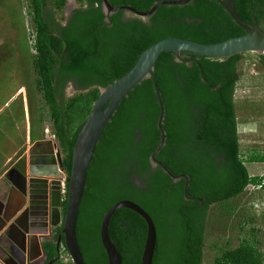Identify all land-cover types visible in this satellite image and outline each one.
<instances>
[{"label": "trees", "instance_id": "obj_1", "mask_svg": "<svg viewBox=\"0 0 264 264\" xmlns=\"http://www.w3.org/2000/svg\"><path fill=\"white\" fill-rule=\"evenodd\" d=\"M109 1L113 6L148 11L163 0ZM28 2L38 51L31 54L34 94L48 108L46 112L39 107L41 132L36 133L31 107L30 138L31 142L44 138L48 114L67 177L78 134L100 88L128 73L147 48L168 37L212 44L245 34L217 0L161 6L149 21L128 18L124 11L111 14L106 21L102 0H77L79 7L67 20L68 0ZM233 2L243 20L264 31V0ZM180 55L182 62L176 61L174 52H163L155 76L165 105L166 131V143L156 158L181 179L174 181L151 165L150 156L161 138L157 126L160 107L152 79H145L117 107L88 170L77 223L85 264H108L100 225L104 214L121 200L134 201L153 218L157 227L153 264H203L211 205L227 203L244 194L249 184L264 181V175L253 176L247 168L248 162L264 163V152L246 155L241 148L235 96L244 54L221 60L186 51ZM256 57L264 65V55ZM70 82L80 92L66 97ZM186 177L190 200L185 198ZM66 208L67 198L64 213ZM246 225L239 227L243 234L239 245L231 247L228 241L213 264H264L260 230L246 229ZM109 235L122 264L141 263L147 225L139 214L118 209L111 218Z\"/></svg>", "mask_w": 264, "mask_h": 264}, {"label": "water", "instance_id": "obj_2", "mask_svg": "<svg viewBox=\"0 0 264 264\" xmlns=\"http://www.w3.org/2000/svg\"><path fill=\"white\" fill-rule=\"evenodd\" d=\"M73 1V0H70ZM104 14L124 11L128 18H142L149 21L151 16L161 6H183L191 0H163L156 2L148 11H139L129 5L113 6L109 0H102ZM232 17L233 21L245 32L244 35L233 37L219 43H200L190 39L168 37L147 48L139 57L134 67L123 77L116 79L107 87L100 88V95L93 104L91 112L80 130L73 153L72 170L68 182L67 208L62 215L60 195V172L63 170V155L57 143L52 140H39L29 149L28 153L14 164L11 173V188L4 211L0 210V232L9 228L16 230L21 240H32L38 246V236L47 231H28V225L33 227H57L62 224V235L57 239V249L64 243L75 264H85L77 239V223L81 202L87 186V174L96 147L107 124L111 121L121 101L143 80L151 78L153 88L160 107L157 122L161 138L157 149L151 154L153 167H160L174 181L181 179L175 176L156 158V155L166 143V131L163 129L165 105L159 91L155 76V65L163 52H174L176 61L182 62L181 52L186 51L198 56L215 59H225L236 54L256 53L264 55V31L250 25L237 13L233 0H217ZM67 6L68 3H67ZM76 7H69L66 19ZM202 79L204 80L203 76ZM187 178V177H186ZM188 178L185 186L187 195ZM202 201V199H200ZM121 208L129 209L139 214L147 225V235L140 264H153L157 245V227L151 215L132 200H121L115 203L103 216L100 225V239L106 252L108 264H122V257L109 235V224L114 213ZM27 235L29 239H27ZM17 249L22 250V244L16 238L10 237ZM30 240V241H29ZM33 259V258H32Z\"/></svg>", "mask_w": 264, "mask_h": 264}, {"label": "rangeland", "instance_id": "obj_3", "mask_svg": "<svg viewBox=\"0 0 264 264\" xmlns=\"http://www.w3.org/2000/svg\"><path fill=\"white\" fill-rule=\"evenodd\" d=\"M67 3L69 6L65 8V16L69 7L79 6L77 0H68ZM27 20L33 28L28 0H0V184L4 183L3 173L9 167L8 158L15 149L14 143L23 137L29 126L23 110L24 94L31 98L29 107L34 110V131L41 132L39 107L42 104L41 96L34 94L35 73L28 43ZM239 74L235 101L241 148L246 155L253 151L264 152V65L255 53H244ZM78 92L80 90L71 82L65 89L66 97ZM42 107L47 112L44 104ZM44 128L42 140L52 139L54 128L48 114L45 115ZM55 142L58 143L57 138ZM30 147L24 150L28 152ZM247 168L251 175H264V163L248 162ZM255 199L264 201V193L261 197L250 195L247 189L240 197L227 203L211 205L203 264H213L228 241L231 247L238 246L243 236L239 227L244 223H247L246 229L254 226L260 230L264 250V210L252 207Z\"/></svg>", "mask_w": 264, "mask_h": 264}, {"label": "flooded vegetation", "instance_id": "obj_4", "mask_svg": "<svg viewBox=\"0 0 264 264\" xmlns=\"http://www.w3.org/2000/svg\"><path fill=\"white\" fill-rule=\"evenodd\" d=\"M24 151L19 155L17 160H15L10 164L4 176L5 184H7V190H5L2 197H0L1 211H4L5 206L8 202L9 192L11 188L10 170L14 169V164L23 156V154L28 153L27 151L26 152ZM133 179L137 185L144 186V182H142L140 179L138 178H133ZM27 229L29 232L44 231V230H46L47 232L44 235H37L38 246L35 244L34 240H32L30 246V243L28 245V241L25 242V239L24 240L20 239V236L17 235L16 230L9 228L2 230V232H0V264H58L59 262H61L60 260L61 247L65 245L64 243H61L58 250L57 239L60 235H62V224L58 225L57 227H51L48 229L47 227L46 228L33 227V226L31 227L28 225ZM10 237L16 238L20 241V243L22 244L21 246L22 250L16 248L14 243L11 241ZM27 239H29L28 235H27Z\"/></svg>", "mask_w": 264, "mask_h": 264}, {"label": "built area", "instance_id": "obj_5", "mask_svg": "<svg viewBox=\"0 0 264 264\" xmlns=\"http://www.w3.org/2000/svg\"><path fill=\"white\" fill-rule=\"evenodd\" d=\"M26 23H27L26 26H27L30 53L32 55H37L38 51L36 48V31H35V28L30 27L29 20H27ZM52 137H53L52 139L51 138H47V139L52 140L54 143H57V142H55V139H56L55 135H52ZM59 172H60V178L59 179H60L61 201H64L68 196L67 175H66L64 169L63 170L59 169ZM260 176H263V175H260ZM247 189H249L250 195H256V196L261 197V195L264 193V181H262L260 183H251L248 185L246 190ZM251 205H252V207H254L257 210H264V201L263 200L255 199V201ZM60 260H61L62 264H75L65 246L61 247Z\"/></svg>", "mask_w": 264, "mask_h": 264}, {"label": "crops", "instance_id": "obj_6", "mask_svg": "<svg viewBox=\"0 0 264 264\" xmlns=\"http://www.w3.org/2000/svg\"><path fill=\"white\" fill-rule=\"evenodd\" d=\"M24 101H25V108L23 106L22 107H23V110H24L25 119L27 120V125H29V126H28V129H26V132L23 135V137L21 136L19 138V140L16 141V144L14 143L15 149H14L13 153L8 158V161H9L8 162V165L9 166H10V164L12 162H14L15 160H17V158L19 157V155L24 151V148L25 147H30L35 142L43 139V138H39L35 142H31V138H30V107H29L28 96L26 94H24ZM26 151H24V152H26ZM7 169H6V171H4L3 175L6 174ZM5 190H7V184H5V181H4L3 184H0V197H2L3 193L5 192ZM61 202H62V215H64V212H63V202L64 201H61Z\"/></svg>", "mask_w": 264, "mask_h": 264}]
</instances>
